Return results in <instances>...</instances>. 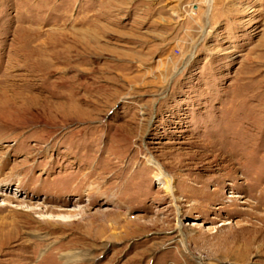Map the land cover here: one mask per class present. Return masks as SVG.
Wrapping results in <instances>:
<instances>
[{
  "label": "rangeland",
  "instance_id": "374dc122",
  "mask_svg": "<svg viewBox=\"0 0 264 264\" xmlns=\"http://www.w3.org/2000/svg\"><path fill=\"white\" fill-rule=\"evenodd\" d=\"M8 209L0 264H264V0H0Z\"/></svg>",
  "mask_w": 264,
  "mask_h": 264
},
{
  "label": "bare ground",
  "instance_id": "6f19581e",
  "mask_svg": "<svg viewBox=\"0 0 264 264\" xmlns=\"http://www.w3.org/2000/svg\"><path fill=\"white\" fill-rule=\"evenodd\" d=\"M41 80V79H40ZM54 81V80H53ZM40 85V84H39ZM31 87H35V86H31ZM13 88H16V87H13ZM21 88V87H20ZM30 89H28L27 91H29ZM50 97V96H49ZM42 99V98H41ZM57 99V98H56ZM71 99V98H70ZM31 100H32V102L34 101V99H30V101L28 102V103H31ZM43 101H44V99H43ZM53 101V100H52ZM60 101H62V100H60ZM26 102V101H25ZM57 102V101H56ZM35 103H37V102H35ZM50 103V102H49ZM54 103V102H53ZM39 104V103H38ZM70 104V103H69ZM72 104V103H71ZM71 104H70V106H71ZM12 106V105H11ZM63 106V105H62ZM67 106V105H66ZM76 106V105H75ZM13 107H14V105H13ZM72 107H73V105H72ZM32 108V107H31ZM61 108V107H60ZM59 108V109H60ZM63 108V107H62ZM69 108V107H68ZM77 108V107H76ZM75 108V109H76ZM25 109V108H24ZM33 110V109H32ZM31 110V111H32ZM68 110H70V108L68 109ZM67 111V110H66ZM18 112V111H17ZM26 112H29L28 110H26ZM35 114H36V112H35ZM39 114V113H38ZM57 115V114H56ZM68 115V114H67ZM68 117V116H67ZM154 165H156V168L158 169V170H161L160 171V177H159V180H163V179H167V178H169L166 174H165V172L162 170V167H160L157 163H155ZM169 184L167 185V188L171 191V192H174V188H173V186L171 185V180H170V178H169ZM8 188V187H7ZM179 208H181V207H179ZM3 210L4 209H6V207H3L2 208ZM8 211H9V214L6 216V217H0V234L5 230V229H9L10 230V228L12 229V228H14L15 226H16V221L14 220V219H10V217L12 216V213H10L11 211L13 212L14 210H12V209H8ZM13 218V217H12ZM8 232V231H7ZM3 234V233H2ZM8 236V235H7ZM5 237V236H4ZM3 238V237H2ZM1 241V240H0Z\"/></svg>",
  "mask_w": 264,
  "mask_h": 264
}]
</instances>
